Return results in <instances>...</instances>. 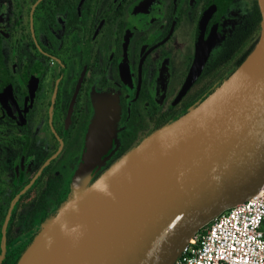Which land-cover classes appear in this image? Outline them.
Returning a JSON list of instances; mask_svg holds the SVG:
<instances>
[{"label": "flooded vegetation", "instance_id": "flooded-vegetation-1", "mask_svg": "<svg viewBox=\"0 0 264 264\" xmlns=\"http://www.w3.org/2000/svg\"><path fill=\"white\" fill-rule=\"evenodd\" d=\"M253 6L0 0V261L18 259L70 195L98 96L118 101L100 161L112 163L233 71L253 43Z\"/></svg>", "mask_w": 264, "mask_h": 264}, {"label": "water", "instance_id": "water-1", "mask_svg": "<svg viewBox=\"0 0 264 264\" xmlns=\"http://www.w3.org/2000/svg\"><path fill=\"white\" fill-rule=\"evenodd\" d=\"M258 2L260 36L241 63L202 100L92 179L113 146L119 114L115 97L98 96L73 193L42 224L16 264H173L202 226L259 190L264 181V0ZM206 53L199 50L198 62Z\"/></svg>", "mask_w": 264, "mask_h": 264}, {"label": "built area", "instance_id": "built-area-1", "mask_svg": "<svg viewBox=\"0 0 264 264\" xmlns=\"http://www.w3.org/2000/svg\"><path fill=\"white\" fill-rule=\"evenodd\" d=\"M264 181L202 226L173 264H264Z\"/></svg>", "mask_w": 264, "mask_h": 264}, {"label": "trees", "instance_id": "trees-1", "mask_svg": "<svg viewBox=\"0 0 264 264\" xmlns=\"http://www.w3.org/2000/svg\"><path fill=\"white\" fill-rule=\"evenodd\" d=\"M261 26H262V11H261V8H260V5H259V2L258 0H254V6H253V11H252V36H253V43L252 45L250 46V48L242 53V56L239 58L238 60V63H237V66L239 63H241V61L246 57V55L250 52V50L253 48V46L255 45V43L257 42L259 36H260V32H261ZM236 66V67H237ZM235 67V68H236ZM234 68V69H235ZM233 69V70H234ZM193 106V105H192ZM191 106V107H192ZM111 163H106V164H103V161L99 163L98 165V169L102 170V169H105L106 167H108ZM99 173L98 171L96 170V173L94 174L93 178L95 176H97ZM92 178V179H93ZM66 193L63 194V200L65 198H67V196L65 195ZM38 230V229H37ZM37 230H33L29 236V242L32 240L33 236L35 235V233L37 232ZM27 245H25L26 247ZM24 247V248H25ZM24 248L22 250H24ZM18 259L14 260V261H0V264H16Z\"/></svg>", "mask_w": 264, "mask_h": 264}, {"label": "rangeland", "instance_id": "rangeland-1", "mask_svg": "<svg viewBox=\"0 0 264 264\" xmlns=\"http://www.w3.org/2000/svg\"><path fill=\"white\" fill-rule=\"evenodd\" d=\"M216 86H218V85H216ZM216 86H215L214 88H216ZM214 88H213V89H214ZM213 89H212V90H213ZM212 90H211V91H212ZM211 91H210V92H211ZM210 92H209V93H210ZM137 143H138V142H137ZM137 143H136V144H137ZM136 144H135V145H136ZM133 146H134V145H133ZM133 146H132V147H133ZM129 149H130V148H129ZM129 149H128V150H129ZM123 154H124V153H123ZM123 154H122V155H123ZM118 158H119V157H118ZM118 158H117V159H118ZM117 159H115V160H117ZM115 160H114V161H115ZM114 161H113V162H114ZM113 162H112V163H113ZM112 163H111V164H112ZM103 164H106V163H103ZM106 168H107V167H106ZM106 168H105V169H106ZM105 169L100 170V169H98V167H97L96 170H97L98 173L100 174V173H101L102 171H104ZM74 173H75V172H74ZM95 173H96V171H95ZM95 173H94V174H95ZM99 174H98V175H99ZM98 175H97V176H98ZM93 176H94V175H93ZM97 176H95V177H97ZM95 177H94V178H95ZM94 178H93V179H94ZM72 193H73V189L71 190V194H72ZM71 194H70V195H71ZM41 226H42V225H41ZM41 226L38 228V230L41 228ZM38 230H37V231H38Z\"/></svg>", "mask_w": 264, "mask_h": 264}, {"label": "crops", "instance_id": "crops-1", "mask_svg": "<svg viewBox=\"0 0 264 264\" xmlns=\"http://www.w3.org/2000/svg\"><path fill=\"white\" fill-rule=\"evenodd\" d=\"M263 228H264V223H263Z\"/></svg>", "mask_w": 264, "mask_h": 264}]
</instances>
